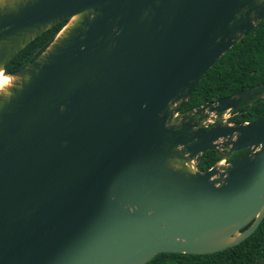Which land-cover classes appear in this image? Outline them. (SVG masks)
I'll use <instances>...</instances> for the list:
<instances>
[{"label": "water", "instance_id": "1", "mask_svg": "<svg viewBox=\"0 0 264 264\" xmlns=\"http://www.w3.org/2000/svg\"><path fill=\"white\" fill-rule=\"evenodd\" d=\"M263 18L264 0H0L3 74L65 21L0 90V264H146L249 238L264 116L226 115L264 103V83L183 108Z\"/></svg>", "mask_w": 264, "mask_h": 264}, {"label": "trees", "instance_id": "2", "mask_svg": "<svg viewBox=\"0 0 264 264\" xmlns=\"http://www.w3.org/2000/svg\"><path fill=\"white\" fill-rule=\"evenodd\" d=\"M65 21L47 30L26 46L6 67L13 73L31 63L52 42ZM264 83V18L240 43L229 49L210 68L194 89L184 110L214 102L241 90ZM264 116V103L231 112L228 122L243 123ZM244 151L236 152L229 161L238 159ZM214 151L205 152L197 163L200 171H207L217 161ZM146 264H264V219L246 240L224 251L207 255L161 253Z\"/></svg>", "mask_w": 264, "mask_h": 264}, {"label": "bare ground", "instance_id": "3", "mask_svg": "<svg viewBox=\"0 0 264 264\" xmlns=\"http://www.w3.org/2000/svg\"><path fill=\"white\" fill-rule=\"evenodd\" d=\"M0 73H2V72H0ZM11 80L12 79L9 76H6L5 74L0 76V90H2L4 87L8 86L10 84Z\"/></svg>", "mask_w": 264, "mask_h": 264}, {"label": "rangeland", "instance_id": "4", "mask_svg": "<svg viewBox=\"0 0 264 264\" xmlns=\"http://www.w3.org/2000/svg\"><path fill=\"white\" fill-rule=\"evenodd\" d=\"M230 116H231V113H229V114L226 115V121H228V119L230 118Z\"/></svg>", "mask_w": 264, "mask_h": 264}, {"label": "clouds", "instance_id": "5", "mask_svg": "<svg viewBox=\"0 0 264 264\" xmlns=\"http://www.w3.org/2000/svg\"><path fill=\"white\" fill-rule=\"evenodd\" d=\"M3 74L2 73H0V76H2Z\"/></svg>", "mask_w": 264, "mask_h": 264}, {"label": "flooded vegetation", "instance_id": "6", "mask_svg": "<svg viewBox=\"0 0 264 264\" xmlns=\"http://www.w3.org/2000/svg\"><path fill=\"white\" fill-rule=\"evenodd\" d=\"M227 162H230L229 160Z\"/></svg>", "mask_w": 264, "mask_h": 264}]
</instances>
